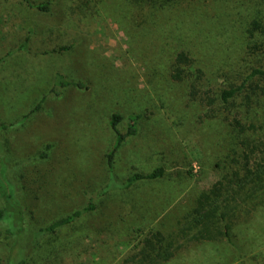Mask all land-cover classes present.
<instances>
[{"label":"rangeland","instance_id":"obj_1","mask_svg":"<svg viewBox=\"0 0 264 264\" xmlns=\"http://www.w3.org/2000/svg\"><path fill=\"white\" fill-rule=\"evenodd\" d=\"M41 3L47 12L31 8ZM182 51L190 67L174 80ZM258 67L264 0H0V126L13 125L0 131V173L16 186L24 226L94 205L40 241L29 264H262L255 195L227 205L224 221L192 216L199 193L232 172L234 119L264 132V82L220 99ZM113 113L122 132L141 118L109 169ZM158 167L156 181L103 194L112 177Z\"/></svg>","mask_w":264,"mask_h":264},{"label":"trees","instance_id":"obj_2","mask_svg":"<svg viewBox=\"0 0 264 264\" xmlns=\"http://www.w3.org/2000/svg\"><path fill=\"white\" fill-rule=\"evenodd\" d=\"M31 8L41 12L48 11V6L43 3L31 5ZM251 25V32L255 29H259L261 26L257 20H254ZM190 63L191 59L189 55L184 51L179 52L173 65L174 74L172 78L174 80L183 79V74L185 70L190 67ZM253 80L264 82V69L262 67L254 68L248 77L239 85L231 84L228 88L223 89L220 93V99L223 103L229 104L235 97L251 91L253 89V83L255 82ZM70 84L74 83H66V85ZM77 85L82 86V84ZM192 92L196 94L195 87ZM39 108L40 105H38L36 110ZM28 117L29 115L25 116L26 119ZM140 118L141 115L131 116V124L126 132H122L120 129V125L123 122L122 115L119 113H113L111 115L109 124L115 133V142L107 155L109 169L113 168L115 156L121 147L130 137H134L138 134L137 123ZM12 127L13 125L2 124V126H0V131L8 130ZM233 128L235 136L233 138L231 152H229L225 158V163L229 161L232 172L228 173L217 182L212 183L207 189L201 191L195 199V207L192 216H194L198 224L206 223L216 217H220L224 221L225 213H223V209L226 208L227 205L232 204L233 201H237L238 197H244L242 200H247L255 195L256 200L251 201V203L254 204L253 211L256 210V212H259L261 208H263L260 213H264V132L259 133V128H257L255 124L251 123L250 125H246L238 118L234 119ZM262 128L263 127H260V129ZM252 134H257V137L252 136ZM51 148V144L47 145L46 150L40 155V158L45 159ZM4 162L5 159H0L1 167ZM1 172L0 195L7 202V206L0 207V225L5 229L4 232L6 233L4 237L6 241L2 242L0 245L2 264H29L30 258L37 250L40 241L47 235L55 233L59 229L78 221L83 215L94 210V205H90L83 210H78L66 217L54 221L47 227L36 230L31 229L28 226H24L25 223L20 204L15 200L16 186L11 183L9 177L6 176L8 183L15 186L9 188L4 178H2L4 173L3 171ZM164 174V167H158L149 173H133L125 182L115 181L112 177L111 183L105 191H103V194L108 193L112 188L126 190L140 182L156 181L162 178ZM226 228L229 229V226L226 225ZM228 229L222 233L226 237L230 235L227 231ZM160 235V233L157 234L158 237H160ZM151 236L152 237L147 238L145 242L152 246L153 241L151 239H153L154 236ZM20 255L24 256L19 257ZM261 260L263 264L264 256H262Z\"/></svg>","mask_w":264,"mask_h":264}]
</instances>
